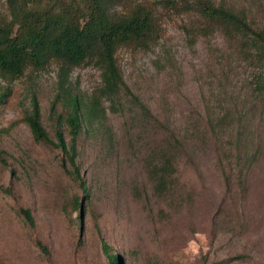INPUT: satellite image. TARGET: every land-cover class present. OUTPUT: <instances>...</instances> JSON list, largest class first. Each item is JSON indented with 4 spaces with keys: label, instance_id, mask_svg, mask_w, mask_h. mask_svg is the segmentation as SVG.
<instances>
[{
    "label": "rangeland",
    "instance_id": "rangeland-1",
    "mask_svg": "<svg viewBox=\"0 0 264 264\" xmlns=\"http://www.w3.org/2000/svg\"><path fill=\"white\" fill-rule=\"evenodd\" d=\"M200 1L116 0V17L137 4L152 15L149 32L115 51L130 94L101 96L93 59L70 67L71 92L96 103L75 141L85 189L55 145L57 129L71 143L62 62L0 68V264H109L103 243L120 264H264L258 64L229 26L199 16ZM212 2L264 23V0ZM10 18L0 0V21ZM33 97L51 142L35 140L26 122Z\"/></svg>",
    "mask_w": 264,
    "mask_h": 264
},
{
    "label": "trees",
    "instance_id": "trees-1",
    "mask_svg": "<svg viewBox=\"0 0 264 264\" xmlns=\"http://www.w3.org/2000/svg\"><path fill=\"white\" fill-rule=\"evenodd\" d=\"M11 18L0 21V68L13 74L22 72L24 64L31 62L41 66L50 58L62 62L58 88L63 91L68 106L65 121L70 127L71 143L68 144L61 130L55 131V145L69 162L71 173L85 183L76 162V138L83 121H91L96 112L95 104L88 106L69 88V69L86 59H93L101 68L100 95L105 98L130 94L116 61L115 51L119 44L138 39L152 28L151 11L137 4L128 15L116 17L112 13L116 0H7ZM200 17L229 26V37L240 39L239 50L251 53L258 64L259 77L255 81V93L264 101V23L255 20L250 11L212 0L197 3ZM7 91L0 96V102ZM95 101V100H93ZM142 108V107H141ZM104 112V110H103ZM26 122L37 141L51 142L48 132L40 121L39 103L32 98L31 111ZM175 142L177 140L174 139ZM174 166L172 152L166 155L163 173L158 176L157 190L166 185V169ZM158 175V172L156 173ZM29 224L33 217L29 209H20ZM109 264H120L117 254H110L103 243Z\"/></svg>",
    "mask_w": 264,
    "mask_h": 264
}]
</instances>
